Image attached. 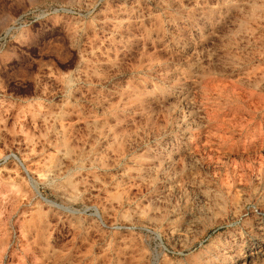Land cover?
<instances>
[{
    "label": "rangeland",
    "instance_id": "374dc122",
    "mask_svg": "<svg viewBox=\"0 0 264 264\" xmlns=\"http://www.w3.org/2000/svg\"><path fill=\"white\" fill-rule=\"evenodd\" d=\"M0 264H264V0H0Z\"/></svg>",
    "mask_w": 264,
    "mask_h": 264
},
{
    "label": "water",
    "instance_id": "95a60500",
    "mask_svg": "<svg viewBox=\"0 0 264 264\" xmlns=\"http://www.w3.org/2000/svg\"><path fill=\"white\" fill-rule=\"evenodd\" d=\"M16 159H17V157L14 155V154H12ZM18 160V159H17ZM19 161V160H18ZM19 164L21 165V167H22V164H21V162L19 161ZM37 193L39 194V192L37 191ZM40 195V194H39ZM41 196V195H40ZM42 198H44L43 196H41Z\"/></svg>",
    "mask_w": 264,
    "mask_h": 264
}]
</instances>
